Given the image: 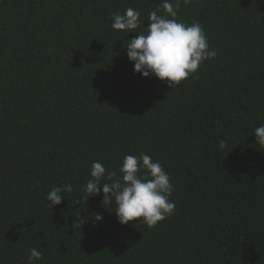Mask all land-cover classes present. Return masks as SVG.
<instances>
[{"label": "trees", "instance_id": "trees-1", "mask_svg": "<svg viewBox=\"0 0 264 264\" xmlns=\"http://www.w3.org/2000/svg\"><path fill=\"white\" fill-rule=\"evenodd\" d=\"M161 2L0 0V264L34 247L35 264H264V0H181L217 55L172 88L134 72L136 33L111 27L129 7L147 25ZM140 153L174 186L152 228L84 201L93 161L118 170Z\"/></svg>", "mask_w": 264, "mask_h": 264}, {"label": "clouds", "instance_id": "clouds-1", "mask_svg": "<svg viewBox=\"0 0 264 264\" xmlns=\"http://www.w3.org/2000/svg\"><path fill=\"white\" fill-rule=\"evenodd\" d=\"M191 2L183 0L184 4ZM180 3L181 0H162L155 10L148 13L147 25L141 19L140 11L131 7L123 13H115L111 24L114 30L125 35L136 33L124 45L129 61L133 62V71L144 77L154 75L170 88L178 86L196 73L206 60L217 55L198 21L189 24L178 19ZM254 137L255 141L264 145V124L254 129ZM220 146L224 147L223 140ZM90 177L83 186L84 201L102 195L104 206L114 205L120 224L138 220L152 228L174 214L176 206L170 199L174 186L162 164L149 154L125 155L118 170H107L101 162L93 161ZM72 191L71 183L54 185L46 199L51 207L59 205L61 194ZM76 215L79 216V212ZM90 215L93 223L103 219L98 212ZM83 223L85 221L81 219L77 224L80 227ZM43 257L42 251L31 248L27 256L28 264H35Z\"/></svg>", "mask_w": 264, "mask_h": 264}]
</instances>
